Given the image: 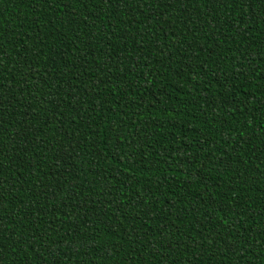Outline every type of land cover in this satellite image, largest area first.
<instances>
[{"label": "trees", "instance_id": "trees-1", "mask_svg": "<svg viewBox=\"0 0 264 264\" xmlns=\"http://www.w3.org/2000/svg\"><path fill=\"white\" fill-rule=\"evenodd\" d=\"M0 264H264V0H0Z\"/></svg>", "mask_w": 264, "mask_h": 264}]
</instances>
